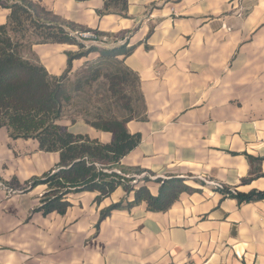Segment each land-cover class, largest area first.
Instances as JSON below:
<instances>
[{
    "label": "crops",
    "instance_id": "1",
    "mask_svg": "<svg viewBox=\"0 0 264 264\" xmlns=\"http://www.w3.org/2000/svg\"><path fill=\"white\" fill-rule=\"evenodd\" d=\"M33 1L125 35L134 50L124 63L140 79L147 118L127 123L141 140L121 163L132 175L184 177L199 190L183 192L166 211L142 202L102 217L134 192L121 185L97 201V191H72L64 213L45 212L39 207L46 184L20 191L0 183V264H264V199L239 203L210 183L264 190V176L242 184L251 170L248 154L262 158L264 172V0H129L125 16L99 15L103 0ZM9 14L0 6V25ZM67 50L76 46H31L55 75L68 66ZM97 55L75 59L73 72ZM63 121L74 133L104 143L113 138L83 118ZM59 161V152L41 150L37 139L0 128L3 181L25 185ZM148 187L158 195L161 184Z\"/></svg>",
    "mask_w": 264,
    "mask_h": 264
},
{
    "label": "trees",
    "instance_id": "2",
    "mask_svg": "<svg viewBox=\"0 0 264 264\" xmlns=\"http://www.w3.org/2000/svg\"><path fill=\"white\" fill-rule=\"evenodd\" d=\"M103 1L99 15H126L129 0ZM0 6L10 9L7 22L0 25V128L6 127L13 138L37 139L41 150L60 154V161L54 169L41 177L32 178L25 185L5 182L0 177L1 182L22 187L23 191L46 184L47 189L41 195L39 207L45 212L56 210L64 213L70 205L67 194L72 191H97V201L121 185L134 192L132 200L126 198L112 204L102 212V217L114 209H130L142 202L147 203L149 210L166 211L183 192L199 190L189 185L187 178L174 175L167 178L144 175L136 183L128 182L134 178L133 171L121 162L139 144L141 134L130 132L127 123L134 118L146 119L147 114L140 79L124 63L125 57L134 50L133 46H128L125 35L100 31L67 20L33 0H0ZM30 31L38 36L35 40L38 43H67L78 47L77 50L66 51L68 66L62 74H51L33 51L30 50L31 56L25 55L23 40ZM86 41L115 42L116 45L99 48L94 44L87 45ZM94 51L99 53L98 57L84 64L92 73L77 81V90L81 91L92 81L104 78L106 92L117 98V102H121L120 107L126 108L128 113L113 114L98 107V111H92L84 105L79 110V117H73L71 121L75 123L78 118H83L94 128L111 132L113 138L109 143L74 133L60 124L66 106L73 99L74 88H70L66 82L73 72V61L88 57ZM248 158L251 170L242 179V184L264 176L259 166L262 158L249 154ZM255 162L258 163L256 167ZM127 174H131V177H127ZM141 181L144 183L139 185ZM150 181L161 184L158 195L151 193L148 187ZM195 181L206 184L201 179ZM221 184L222 187L214 185L215 190L224 197L236 198L239 203L264 199V190L244 192Z\"/></svg>",
    "mask_w": 264,
    "mask_h": 264
},
{
    "label": "rangeland",
    "instance_id": "3",
    "mask_svg": "<svg viewBox=\"0 0 264 264\" xmlns=\"http://www.w3.org/2000/svg\"><path fill=\"white\" fill-rule=\"evenodd\" d=\"M89 35V34H87ZM17 38L19 36H16ZM38 39V36H34L31 31L27 33V37L24 38V52L26 56H31V46L36 42L35 40ZM87 45H96L99 48H103L101 46H99L100 43H95V41H86ZM76 46V45H75ZM78 49V47L76 46V50ZM97 52V51H94ZM99 55V53H98ZM98 55L96 57H93L92 59H96L98 57ZM40 59V58H39ZM41 61V60H40ZM91 69H87L85 68L84 64L76 71L72 72L67 79V85L70 86V88H74L73 90V99L70 102V104H68L65 108V115L62 117V119L60 120V124L67 126L66 124H64L63 120H70L73 117H79V110H81V108L86 105L87 107H89L92 111H98V108H101L103 111H108L111 112L113 114H118L119 112H121L123 115H126V113H128L126 108H121L120 107V101L117 102V98H115L114 96H111L110 93L106 92V86H105V79L101 78L97 81H92L91 85H85L84 89L79 91L77 90L75 84L77 83V81L79 79H83L82 77H84L85 75H90L92 72ZM52 74V73H51ZM98 107V108H97ZM72 122V121H71ZM68 127V126H67ZM0 183L4 186H8L11 187L12 189L14 188H18V190L23 191L22 187H12V185H7L4 182ZM25 191V190H24Z\"/></svg>",
    "mask_w": 264,
    "mask_h": 264
},
{
    "label": "built area",
    "instance_id": "4",
    "mask_svg": "<svg viewBox=\"0 0 264 264\" xmlns=\"http://www.w3.org/2000/svg\"><path fill=\"white\" fill-rule=\"evenodd\" d=\"M87 34H89V33H87ZM87 34H86V35H87ZM95 43H101V42L95 41ZM116 170H117L118 172H120L119 169H116ZM144 175H148L150 178H155V177H157V176H155V175H151V174H148V173L135 174V175H132L134 178L131 179V180L128 181V182H130V183H136V182L138 181V178H140V177H142V176H144ZM126 176H127V177H131V174H127ZM210 183H213V184L216 185V186H220V187H222V184L219 183V182L210 181Z\"/></svg>",
    "mask_w": 264,
    "mask_h": 264
}]
</instances>
